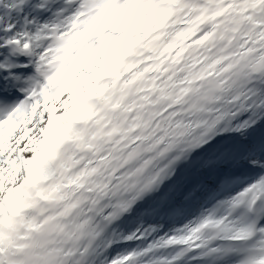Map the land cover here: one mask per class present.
I'll use <instances>...</instances> for the list:
<instances>
[{"label":"snow or ice","instance_id":"obj_1","mask_svg":"<svg viewBox=\"0 0 264 264\" xmlns=\"http://www.w3.org/2000/svg\"><path fill=\"white\" fill-rule=\"evenodd\" d=\"M0 264H264V0H0Z\"/></svg>","mask_w":264,"mask_h":264}]
</instances>
